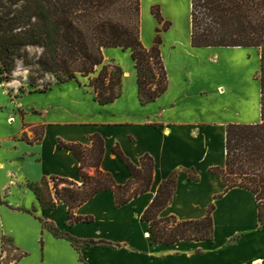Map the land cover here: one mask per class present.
Wrapping results in <instances>:
<instances>
[{
	"label": "crops",
	"instance_id": "1",
	"mask_svg": "<svg viewBox=\"0 0 264 264\" xmlns=\"http://www.w3.org/2000/svg\"><path fill=\"white\" fill-rule=\"evenodd\" d=\"M142 43L146 48L151 45ZM219 48L223 47H191L199 54L200 49L213 52L215 61L225 56ZM103 55L106 62L111 56L117 57L109 49H104ZM134 74L133 94L127 96L122 88L120 98L103 106L94 101L86 78H79L80 84L71 81L53 85L46 93H25L4 104L14 107L16 103L25 113L29 129L23 128V116L18 125L0 137V256L2 240L8 239L22 253L14 264H27L35 256L38 264H264V228L258 229L254 195L241 188L224 193L221 179L210 172L225 167L226 126L260 122V89L258 92L257 86L251 88L238 79L232 85L218 83L194 92L188 86L193 74L180 70L178 77L189 84L176 86L169 74L166 92L142 106L135 70ZM27 97L46 107L22 108L18 104ZM36 127L42 129L40 137L29 136ZM96 134L104 141L99 168L109 173L117 185H124L130 174L113 154L114 146L135 165L142 156H151L152 183L146 193L120 208L115 207L112 192L95 195L75 212L80 217H91L92 222L69 226L67 207L60 202L53 211L42 210L27 183L53 176L80 184L77 159L69 150L59 148L58 142L90 146V137ZM180 169H193L198 181L180 174L171 202L160 216L198 220L213 204V240L151 245L148 225L140 222V216L159 185ZM218 195L221 197L216 199ZM15 197L22 202L16 203ZM32 209L36 211L27 212ZM14 218L20 221L19 226L12 225ZM39 219L53 223L77 240L105 241L120 247L83 245L76 249L65 238L44 229Z\"/></svg>",
	"mask_w": 264,
	"mask_h": 264
},
{
	"label": "trees",
	"instance_id": "2",
	"mask_svg": "<svg viewBox=\"0 0 264 264\" xmlns=\"http://www.w3.org/2000/svg\"><path fill=\"white\" fill-rule=\"evenodd\" d=\"M190 45L206 47H255L260 68V122L228 124L226 126L225 167L210 172L221 179L224 193L241 188L252 193L257 202L258 229L264 228V0H190ZM140 0H0V84L12 81L16 62L29 69L28 85L19 88L25 93H46L53 85L79 78L88 80L94 101L103 106L122 95L124 72L113 61L106 62L104 49L128 51L136 73L137 97L144 106L156 101L168 88V77L161 55V30L146 48L140 38ZM162 22L157 7L151 10ZM30 49L37 50L31 54ZM51 75L55 82L39 85L42 76ZM18 96L16 95L15 98ZM24 137V136H23ZM90 146L58 142V147L73 153L79 163L81 183L59 178H42L28 182L42 210H55L60 202L67 207L69 226L91 223V217L76 215V209L95 195L110 191L115 207L120 208L146 193L153 179L154 161L144 155L135 165L121 152L112 148L128 169L130 178L117 185L109 173L100 170L104 141L99 135L90 137ZM92 172V174H90ZM184 174L198 181L193 169L176 170L158 187L155 197L140 216L146 223L151 245L171 246L179 242H211L213 240V211L211 204L205 217L180 221L174 216L162 217L175 191L177 178ZM52 183V187L49 185ZM63 186L60 188V186ZM221 195L216 196L220 198ZM0 203H2L0 201ZM27 211L29 213L35 212ZM42 227L55 236L65 238L74 248L86 246L120 247L105 241H80L61 234L53 223L39 219ZM200 254V251H197Z\"/></svg>",
	"mask_w": 264,
	"mask_h": 264
},
{
	"label": "rangeland",
	"instance_id": "3",
	"mask_svg": "<svg viewBox=\"0 0 264 264\" xmlns=\"http://www.w3.org/2000/svg\"><path fill=\"white\" fill-rule=\"evenodd\" d=\"M154 7L159 9L162 19L161 23L158 22L151 12ZM190 9V0H141L139 30L142 42L145 41L147 44L152 45L157 34L156 31L162 29L163 23H169L168 29L164 31L161 30L160 32L162 40L161 53L168 80L170 74L171 82L176 86H184L190 83L188 85L190 90L195 92L202 87L210 88L218 83L232 85L235 84V82L237 83L238 79H241L242 84L247 86L251 85V88L257 86L259 92L260 83L257 79V73L260 68V61L258 49L255 47L219 48L222 50L220 53H225V56L223 55V57H220V59L216 61L213 59V52L209 50L200 49L199 51L202 54L192 50L189 42ZM109 51L116 52L117 57L111 56L108 62L113 61L121 67L124 74L126 72L129 73V76H123L125 78L122 80V88L126 90V95L130 97L131 94H133L135 85L134 67L130 54L128 51H122L119 48H110ZM30 53L32 55L36 54L37 50L30 49ZM196 53L200 56L195 55ZM180 70H183V74L184 71H190L193 74L192 80H190L189 83L184 82L183 84L181 78L178 77L177 73ZM183 77L182 75V78ZM28 78L29 69L24 67L21 61H17L12 81L8 84H0V137L5 136L14 126L18 125V122H21V117L25 114L16 103L14 107L11 105L5 106L4 104L7 100L14 101L16 95L18 97L20 96V87L26 90L31 89L28 85ZM46 82L54 83L55 80L51 75H44L42 76V80L39 81V85ZM18 105H21L22 108L25 109L29 108L31 105L41 108L46 107L43 103H36L34 102V98L28 97L21 100ZM6 109L9 110L6 112ZM7 117L9 123L6 122ZM24 118L25 116L22 119L23 128L29 129ZM14 119L15 122L13 123ZM33 130L34 132L31 134L29 133V136L34 137L35 135V138L40 137L42 131L41 127H36ZM23 186H25V184H23ZM49 187H52V183H50ZM61 187L63 186L61 185L60 188ZM10 191L11 188L6 192L9 193ZM0 200H2V196H0ZM14 201H16V203L22 202V200L16 197ZM11 223L14 227L20 225V221L15 218L12 219ZM57 229L62 235L65 234L64 231L59 228ZM76 245L77 249L83 246V244L78 243H76ZM30 249L33 251L34 246L30 247ZM58 251L59 249H57V252ZM61 252L63 253L64 251ZM21 256L22 253L16 251L8 239L2 240L0 264H14ZM35 257H32L27 264H38Z\"/></svg>",
	"mask_w": 264,
	"mask_h": 264
}]
</instances>
